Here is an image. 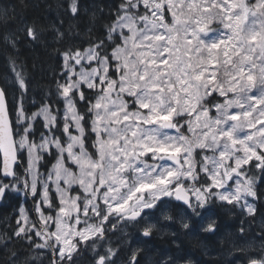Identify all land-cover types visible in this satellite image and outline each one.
<instances>
[{"label": "snow or ice", "instance_id": "obj_1", "mask_svg": "<svg viewBox=\"0 0 264 264\" xmlns=\"http://www.w3.org/2000/svg\"><path fill=\"white\" fill-rule=\"evenodd\" d=\"M109 16L87 47L60 53L36 111L14 60V118L0 88V199L31 196L35 217L22 205L12 235L51 250L52 264H74L81 246L92 264H115L107 226L151 237L157 212L174 219L165 198L180 202L182 229L216 201L254 216L264 183V0H120ZM22 31L38 39L34 25ZM237 251L264 264V242Z\"/></svg>", "mask_w": 264, "mask_h": 264}, {"label": "trees", "instance_id": "obj_2", "mask_svg": "<svg viewBox=\"0 0 264 264\" xmlns=\"http://www.w3.org/2000/svg\"><path fill=\"white\" fill-rule=\"evenodd\" d=\"M119 2L120 0H77L79 11L73 15L69 10L70 0H0V83L7 93L8 104L13 109V113L20 96L11 71L10 61L14 60L18 67L23 66L29 85L24 106L29 112H32L40 106L48 90L54 88L56 79L60 78L63 66L60 53L68 48L73 50L76 47L85 48L91 38L101 35L103 26L110 20V10L114 9V6ZM26 25L36 27L38 39L31 40L26 36V33L22 31ZM61 33L62 36L59 35ZM10 41H15V47ZM41 171L44 169L42 168ZM22 205L32 217L35 216L34 201L31 196L25 198L22 194L10 192L0 204V264H34L35 262L36 264H51L42 260L41 257H39V261L31 259L35 258L36 248L27 240L17 239L12 235ZM220 218L219 224H222L225 219L226 223L233 221L229 219V216L226 218L220 216ZM170 232L174 234L173 231ZM234 233L237 235L236 229ZM224 234L229 233L226 230ZM126 236L124 240L126 252L128 248L130 250L137 248L132 244L131 236ZM176 236L167 235L175 241L178 239L187 247L174 250L175 242L169 240L167 243L160 244L161 251H163L161 254H156L151 238L139 237L146 241L148 251L145 255L146 258L144 256L141 258L143 255L141 252L138 254L139 264H149L148 259H152L158 254L164 256L166 249H170L169 251L177 256H188L189 254L196 260L202 257L203 264H219L220 259L226 262V259L231 255L225 249L233 247L232 240L220 246L218 242L200 238V234H196L197 239L196 237L192 239L191 236L184 238ZM9 237L11 238L9 239ZM209 237L212 239V236ZM114 245L117 247V243ZM204 247L207 248L204 249ZM82 249H84L83 246ZM217 249L220 250L218 255ZM212 254L220 257H212ZM237 254H239L238 251Z\"/></svg>", "mask_w": 264, "mask_h": 264}, {"label": "flooded vegetation", "instance_id": "obj_3", "mask_svg": "<svg viewBox=\"0 0 264 264\" xmlns=\"http://www.w3.org/2000/svg\"><path fill=\"white\" fill-rule=\"evenodd\" d=\"M165 201H166V207L168 209H170V211H172V209L174 208V205H179L180 206V202H176V201H172V203H167L168 201V198H165ZM258 210L261 212L257 214H255L254 216H251L248 219V222L250 223V228L248 230H245L244 231V236H243V243L249 247H252L253 243H254V238L250 235L252 232H258L260 236H262V232H264V221H259L258 219V216H263L264 214V203L260 202V207H258ZM219 214H221L220 210L218 211ZM220 217H218V224H216L215 226V230L214 232H212L211 234H203L205 231H203L202 229L204 228V226H200V225H195L192 227V225L190 224V229H182L179 225V223L177 222V220L174 221V223H164L165 221H162L163 224H161L160 222L157 221L158 223V230L155 231L153 233V235L151 237H145V238H151L152 240V243L157 247V249H155V251L159 252L160 254L163 252L161 251L162 249V246H160V244L163 242H168L169 240H173L175 242V247L173 248L174 250H177L179 248H186L187 246L183 243V242H178V241H175L174 239L172 238H169L167 237V235H175L173 233H171L170 231H173L175 233V231L182 235V238L184 237H190L191 235H186L184 233H188V232H191V233H195V234H200V238H203V239H209V240H213V241H217V237H221L224 232L227 230V227L228 226H234L236 225L239 220H233V221H229L227 222V225L224 227L225 231H221V227H222V224H219V219ZM173 225V226H172ZM237 230L238 232V226H234V229L232 230V234L231 237L235 238V233H234V230ZM222 233V234H221ZM261 233V234H260ZM221 234V235H220ZM208 235V236H207ZM215 235L216 238H213ZM209 236H212V239H210ZM192 237V236H191ZM194 237H192L193 239ZM199 238V239H200ZM197 239V237H196ZM146 241L144 240L141 245H140V249H141V254H143L141 256V258H145V255L146 253L148 252L147 251V248H146ZM221 249V247H220ZM216 254V253H215ZM212 257H216L214 254L212 255ZM220 256H217V258H219ZM169 258L172 259V264H185L186 261L190 260L191 261V264H203V260H202V257L198 258L197 260L194 258V257H191L189 256H177L175 253H173L172 251H170L169 254L165 255L164 256H160L159 254L156 255L154 257L156 263H159V264H166V262L169 260ZM144 262V261H143Z\"/></svg>", "mask_w": 264, "mask_h": 264}, {"label": "rangeland", "instance_id": "obj_4", "mask_svg": "<svg viewBox=\"0 0 264 264\" xmlns=\"http://www.w3.org/2000/svg\"><path fill=\"white\" fill-rule=\"evenodd\" d=\"M191 225H192V227L193 226H195V224H193V223H190ZM227 225V223H226V219L225 220H223V222H222V227H221V231L223 232V231H225V229H224V227ZM173 226V225H172ZM175 235H177L176 237H181L182 238V236L180 235V234H178L176 231H175V233H174ZM184 234H186V235H191L192 237H196V234L195 233H191V232H188V233H184ZM222 234V233H221ZM220 234V235H221ZM138 237H140V235L139 236H133V241L134 240H136ZM213 238H216L215 237V235H214V237ZM218 238V237H217ZM230 240H232L231 242L233 243V245H234V247H232V248H234V250H230V249H232L231 247H227L226 249H225V251H227V252H229V253H231V252H233V253H235L236 252V254H237V249H239V248H242V247H244L245 246V244L242 242V241H238V240H235V239H231V235H229V234H224V235H222L221 237H219V239H217V241L215 242V243H217L218 242V244H220V246L222 245V244H224V243H226V242H230ZM176 241H179L178 239H176ZM180 242V241H179ZM154 245V244H153ZM152 245V247H154L155 249H157V247L154 245L153 246ZM220 248V247H219ZM149 249V248H148ZM180 249V248H179ZM170 250V249H169ZM169 250H165L164 251V253H166V255L167 254H169L170 253V251ZM181 250V249H180ZM219 249H217V255L218 254H220V250L218 251ZM157 253H159L158 251L156 252V254ZM160 254V253H159ZM235 254V255H236ZM213 255V254H212ZM217 255H216V257H217ZM145 258H146V256H145ZM31 259H35V258H31ZM234 261H235V264H240V261H239V259H238V257L237 256H235V258H234ZM148 262H149V264H159V263H156V261H155V259H154V257L152 258V259H148ZM34 264H36V262L34 263ZM147 264V263H146ZM219 264H222V262H219ZM224 264V263H223Z\"/></svg>", "mask_w": 264, "mask_h": 264}, {"label": "bare ground", "instance_id": "obj_5", "mask_svg": "<svg viewBox=\"0 0 264 264\" xmlns=\"http://www.w3.org/2000/svg\"><path fill=\"white\" fill-rule=\"evenodd\" d=\"M220 217V216H219ZM220 219V218H219ZM223 220V219H222ZM220 222V221H219ZM261 234V233H260ZM129 245V244H128ZM129 247V246H128ZM207 247H204V249H206ZM130 249V248H129ZM221 249H223V248H221ZM239 249H243V247L242 248H239ZM209 250V249H208ZM231 251L232 250H234L233 248L232 249H230ZM238 250V249H237ZM245 250V249H244ZM207 251V250H206ZM234 254H236V252L235 253H233V252H231V255L230 256H232V258H230V256L226 259V262H224V260L222 261L221 259H220V261L222 262V263H224V264H235V261H234V258H235V255ZM232 262H231V261Z\"/></svg>", "mask_w": 264, "mask_h": 264}, {"label": "water", "instance_id": "obj_6", "mask_svg": "<svg viewBox=\"0 0 264 264\" xmlns=\"http://www.w3.org/2000/svg\"><path fill=\"white\" fill-rule=\"evenodd\" d=\"M1 88V87H0ZM2 199H0V202H1Z\"/></svg>", "mask_w": 264, "mask_h": 264}]
</instances>
